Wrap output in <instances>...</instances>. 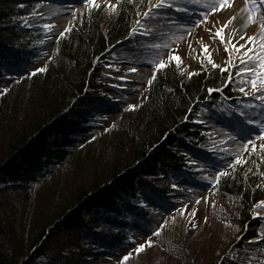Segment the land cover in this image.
Segmentation results:
<instances>
[{
  "label": "trees",
  "instance_id": "1",
  "mask_svg": "<svg viewBox=\"0 0 264 264\" xmlns=\"http://www.w3.org/2000/svg\"><path fill=\"white\" fill-rule=\"evenodd\" d=\"M5 1L0 0V264H119L111 257L125 248L131 228L149 221L152 208L141 203L153 199L162 206L174 199L148 177L204 181L189 162L201 158L198 145L209 138L197 119L203 109L243 103L236 70L201 67L189 75L172 60L155 70L142 100L136 96L122 104L120 126H107L100 120L115 116H101L96 107L114 105L118 89L108 82L115 69L108 60L120 44L133 42L138 0L119 1L106 17L96 7L82 12L57 38L56 57L48 56L46 67L36 64L43 55V27L14 16L36 8ZM257 170L264 176L261 163ZM228 171L214 190L221 198H237L235 223L242 236L234 243L242 246L261 234L264 215L252 209L264 198V186L237 168ZM186 250L177 251L182 264H236L226 251L204 261Z\"/></svg>",
  "mask_w": 264,
  "mask_h": 264
},
{
  "label": "rangeland",
  "instance_id": "2",
  "mask_svg": "<svg viewBox=\"0 0 264 264\" xmlns=\"http://www.w3.org/2000/svg\"><path fill=\"white\" fill-rule=\"evenodd\" d=\"M119 1L111 0L114 7L108 4V0H97L99 6L85 4L83 0H6L3 4L15 8H36V12L26 15L15 13L14 16L24 19L30 26L43 27V38L38 43L43 55L36 64L46 67L49 65L47 57H56L60 32L74 26L82 12L96 7L106 17L116 9ZM141 1L134 3L133 42L120 44L108 60L115 68L109 72L108 82L118 91L113 98L114 105L96 107L101 116L104 113L115 116L111 120L101 119V124H114L118 128L122 120V104L136 96L142 100L147 93L148 80L155 73V66L161 60L168 61L173 53L180 57L179 62L173 60L178 63L181 72L190 73L214 65L227 67L236 70L234 84L239 90L246 84L248 87L242 91L243 103L238 107L226 102L222 110L203 109L197 119L209 131V138L198 145V150L204 152L201 158L194 155L189 162L204 181L169 175L148 177L163 189L162 194L167 199H174L165 200L162 206L153 199L143 201L142 206L152 208L146 219L148 223H138L131 228V239L120 253L111 258L119 264H182L177 251L187 249L191 254L205 257L204 261L217 258L226 251L224 256H229L236 264H264V224L257 239L254 237L248 243L236 246L235 238L242 236L237 232L238 225L235 223L239 218L238 200L236 197H219L214 190L215 180L205 178L215 177L219 168L226 167L239 155L244 163L237 162L230 168L239 169L247 180L256 178V186H264V176L257 170L259 163L264 167V148L259 147L264 144V138L255 139L251 134L259 136V130H264V100L260 99L264 92L251 96L247 94L254 91L250 85L253 75L264 78L256 59L264 56V39L261 38L264 37V27H261L264 24V0H231L225 8L220 7V0H144V5ZM158 2L161 7L153 8ZM213 7L215 12L211 10ZM149 9L150 15L144 16L143 13ZM205 14L208 19L199 23ZM230 17L234 18L230 21ZM226 23L228 27L222 28ZM134 28L137 30L133 31ZM218 28H222L223 40L216 32ZM253 34L254 40H249L248 37ZM205 44L208 45L206 51L203 48ZM240 44L244 48L232 47ZM249 49L252 59H246L244 55ZM244 68H251L253 72H245ZM188 144L194 146L189 141ZM252 145H256L255 150ZM252 211L255 215H264V205L257 202ZM157 228H162L158 235ZM149 239L152 244L136 251L139 244ZM130 251L134 255L124 261L123 255Z\"/></svg>",
  "mask_w": 264,
  "mask_h": 264
},
{
  "label": "snow or ice",
  "instance_id": "3",
  "mask_svg": "<svg viewBox=\"0 0 264 264\" xmlns=\"http://www.w3.org/2000/svg\"><path fill=\"white\" fill-rule=\"evenodd\" d=\"M83 2H84L85 4H87V3H91V4H93V5L99 6V5L97 4V0H83ZM230 3H231V0H220V7H221V8H225V7H226L228 4H230ZM108 4H109L110 6H113V5H111V0H108ZM173 6H176V5H173ZM113 7H114V6H113ZM152 7H153V8H159V7H161V3L158 2L157 4L153 5ZM211 10H212L213 12H215V11H216V8L213 7ZM150 12H151V9H149L148 11H145V12L143 13V15H144V16H148V15H150ZM233 18H234V17H230V21H231V19H233ZM207 19H208V16H207V14H205L202 18L199 19V23L202 24V23L204 22V20H207ZM137 23H139V22H137ZM45 27L50 28L51 25H45ZM225 27H228V24H227V23L224 24V25H222V28H225ZM261 27H264V24H262ZM222 28H218V29H216V32H217V34L219 35V37H220L221 40L224 39V34H223V31H222ZM69 30H70V26H69V28H66L64 31L60 32V36L63 37V36L65 35V33H66L67 31H69ZM136 30H137V29H135V28L133 29V31H136ZM244 35H245V36H248L247 33H245ZM254 38H255V34H253V36H249V37H248L249 40H254ZM261 38L264 39V37H261ZM232 47L244 48V45H243V44H240V45H232ZM203 48H204V50L206 51V50L208 49V45L205 44V45L203 46ZM250 51H251V49H249L247 52L244 53L246 59H252V57L248 54ZM173 59H175V60L178 61V62L180 61V57H179V55L176 54V53H173V54L168 58V61H167V62L164 61V60H161L160 63H159L158 65L155 66L156 69L159 70L160 68L166 67V63H170ZM256 59L259 61V64H260L259 71H260V72H264V56H258V57H256ZM214 66H216V65H214ZM42 70H44V69H43V68H41V69H36V71H42ZM130 71H135V69H130ZM243 71L251 73V72H253V69H251V68H244ZM189 75H192V73H189ZM153 78H154V77H153ZM229 79H231V78L229 77ZM148 83L151 84V83H152V79H149V80H148ZM250 85H251V88H252L254 91H249V92L247 93L248 95L251 96V95H254L256 92H264V78H258L256 75H253V76L251 77V79H250ZM247 87H248V85L246 84V85H244V88H241L240 90H241V91H244V89L247 88ZM214 90H215V89H209V91H214ZM5 91H7V89H5ZM260 99L264 100V95H262V96L260 97ZM253 103H254V101H253ZM129 107H130V108H135L136 105H135V104H131V105H129ZM253 123H260V122H259V121H253ZM251 134L254 136L255 139H261V138H264V130H259V136H256L255 133H251ZM248 144L251 145V141H249ZM255 147H256V145H252L253 150H255ZM259 147H260V148H264V144H260ZM237 162H239V163H244V160L241 158V156L237 155V156H235V158L231 161L230 164H228V165H227L226 167H224V168H220V169L218 170V172H217V175H216L215 177H212V176H206L205 178L208 179V180H210V181H211V180H215L217 183H219V179H220V177H221L222 175H229L230 173H229L228 169H229L230 167L234 166ZM197 202H199V201H197ZM259 203H260L261 205H264V200L259 201ZM184 207L186 208L187 205H185ZM177 211L179 212L180 209H177ZM257 214L259 215V213H257ZM164 223L167 224V221H164ZM161 231H162V228H157V229H156V234L158 235ZM133 239H134V238H133ZM152 243H153V241H152L151 239H149L148 241H146V243H141V244H139V245H138V248L136 249V251H141V250H143L147 245H150V244H152ZM132 255H134V253L131 252V251L128 252L127 254H124V255H123V260H124V261H127Z\"/></svg>",
  "mask_w": 264,
  "mask_h": 264
},
{
  "label": "bare ground",
  "instance_id": "4",
  "mask_svg": "<svg viewBox=\"0 0 264 264\" xmlns=\"http://www.w3.org/2000/svg\"><path fill=\"white\" fill-rule=\"evenodd\" d=\"M261 212H262V210H261ZM255 239H257V237H255Z\"/></svg>",
  "mask_w": 264,
  "mask_h": 264
}]
</instances>
